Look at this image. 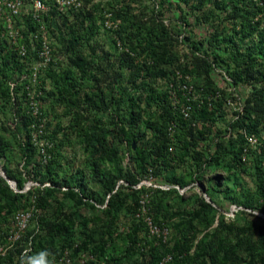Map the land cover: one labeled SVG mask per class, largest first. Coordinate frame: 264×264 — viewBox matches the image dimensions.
Segmentation results:
<instances>
[{
  "label": "trees",
  "instance_id": "trees-1",
  "mask_svg": "<svg viewBox=\"0 0 264 264\" xmlns=\"http://www.w3.org/2000/svg\"><path fill=\"white\" fill-rule=\"evenodd\" d=\"M82 1L85 10L63 14L56 9V0H48L49 11L38 22L30 12L25 13L19 43L30 46V36L40 26L45 27L49 40L65 43L60 51L69 55L68 70L63 74L51 68L45 72L52 86L47 96L55 105L65 106L67 112L78 109L99 115L93 119L86 116L68 127L79 144L85 145L87 168L97 188L88 190L84 175L56 171L54 147L48 150L47 163L41 164L30 141L36 120L27 105L28 92L23 91L31 79L19 81L11 90L9 82L18 79L19 66L9 48L11 43L0 38V163L5 159L2 169L17 188L14 191L0 177V218L7 221L20 211L32 213L12 249L0 257V264H49L50 260L62 264L65 256L71 264H264V221L251 214L257 211L264 215V142L260 137L264 130V19L252 22L261 8L254 0H151L148 5L141 0ZM26 4L30 10L32 0ZM92 9L111 13L112 20L119 23L115 35L132 55L109 50L101 55L88 49L95 35L84 34L83 26L84 16L91 18ZM71 19L75 23H70ZM183 26L193 27V36L187 35L182 43ZM82 35L87 45L80 42ZM40 38H32L37 48ZM94 42L99 45L98 40ZM182 47L188 53L181 54ZM139 56L145 60L142 67L134 63ZM213 64L233 83L250 87L243 113L233 122L225 120L224 91L212 101V110L206 106V97L219 88ZM124 68L132 72L128 81L138 93L131 101L124 98L126 88H115L122 78L119 69ZM176 70L194 77L195 89L202 90L200 104L192 97L186 102L178 92L180 104L191 108V120L202 122L201 130L190 128L191 120L185 121L180 108L170 105L169 86L178 91L185 83L175 75ZM146 80L155 84L146 87ZM164 81L168 87L159 89ZM85 82L92 83L94 94L85 95ZM37 83L34 89L38 90L39 79ZM142 99L148 110L141 109ZM123 108L127 115L118 111ZM155 110L164 125L175 122L172 141L156 124L144 122L146 130L140 124L145 111ZM102 114H108L106 121L101 120ZM7 117L13 126L6 122ZM59 129L49 137L53 143ZM110 129L120 141L121 151L128 154L127 168L109 138ZM142 130L151 134L147 145V134ZM60 131L64 135L67 130ZM252 134L260 142L256 147L245 139ZM171 144L173 152L169 151ZM15 148L26 174H34L40 187L46 182L51 186L38 189L36 194L24 191L25 171L11 164ZM148 176L168 189L137 188ZM245 178L251 186L244 184ZM195 183L202 185L215 206L197 193L184 205L186 198L174 186L186 189ZM59 193L73 202L74 211L65 204L66 199H59ZM222 201L243 210L228 219L222 212ZM143 207L153 224L167 231L166 240L149 235L148 226L138 216ZM216 219L218 223L211 228ZM198 228L208 230L200 240ZM7 237L4 232L0 242L8 243ZM167 257L170 260L165 261Z\"/></svg>",
  "mask_w": 264,
  "mask_h": 264
},
{
  "label": "built area",
  "instance_id": "built-area-1",
  "mask_svg": "<svg viewBox=\"0 0 264 264\" xmlns=\"http://www.w3.org/2000/svg\"><path fill=\"white\" fill-rule=\"evenodd\" d=\"M258 8H261L259 13L254 14L252 17V22L256 23L260 20L264 19V0H254ZM56 9L63 13L67 14L69 12H78L85 10L83 7V1L82 0H56ZM227 10H230V7L227 8ZM49 11V8L46 9L39 0H32V7L30 10L27 7L26 0H0V24H1V31H0V38L6 40L7 42L11 43V46L9 48L15 52L16 55V62L19 66L17 71V78L14 81H10L9 85L11 90L15 89L18 82L30 80L31 84H24L23 91L28 92L29 100H28V108L31 111V114L34 116L36 122L32 126V131L30 132V141L33 144V146L36 147L38 153H39V160L42 165H45L50 158V154L48 150L52 149L54 147V143L46 138V131H45V120L42 118V114L39 111V103L38 98L41 97L40 95V89H34L36 88V84L38 79L46 72L48 69L53 67L57 63V58L54 55V48L52 47L50 41H48V37L46 36V29L43 26H40V28L33 32L30 36L29 44L30 46L20 44L19 41L22 39L21 30L24 29V26L22 24V18L25 15V13L30 12L33 19L37 22L39 21V18L43 15H45ZM101 16L103 17L102 23L103 27L106 30H109L113 33L118 29V22H115L112 20L111 13L103 11L101 13ZM17 21L20 22L19 25H17ZM167 23V22H166ZM240 26V25H239ZM263 27V26H262ZM185 26H183V30L181 35L179 36L180 42H185L186 31ZM201 29V28H200ZM187 30V29H186ZM38 37H41V44L40 47L37 48L34 43L32 42L33 39H37ZM33 38V39H32ZM114 45L117 49L116 54H121L122 52H127L128 54L132 55L126 48H123V45L120 41V39L117 36H114ZM29 47V49H28ZM183 51L185 53H188L187 49H184ZM99 53V52H98ZM65 56L62 57L64 62L67 63L68 61V54H64ZM196 55H199V53H196ZM59 58V59H62ZM115 61H117V58H113ZM145 62V60L138 59L135 60V64L142 67V64ZM147 65H150L151 62L147 60ZM213 68V75L217 80H219V88L216 89L214 94L209 95L206 97V106L209 110L213 109L212 101L215 97L220 98L221 92L224 91L227 95L223 98V104L222 109L226 113V116L228 115V120L231 122L237 120L239 116L243 113V109L245 107V99L247 97V94L250 90V87L248 85H238L233 83L232 79L227 76V74L223 71L218 69L217 67L212 65ZM129 70V69H128ZM130 71V70H129ZM175 75L179 78L183 79L185 81L184 84L180 85L178 87V91L172 89V85L168 88V95H169V101L170 105L173 108H180V114L183 116L185 121L191 120L190 117V106L185 104H180L181 100L178 97V92H180L185 98V101L188 102L190 97L193 101H196L197 103L202 102V94L200 90L199 92L195 89L194 84L192 83V76L190 75H183L179 71L176 70ZM166 82V81H165ZM167 86V82H166ZM168 87V86H167ZM166 87V88H167ZM243 87V90H246V94H242L241 88ZM165 88V89H166ZM198 104V106H200ZM202 122L191 120L189 123V127L192 128L194 131L201 130L202 129ZM167 126V134L166 136L172 141L174 138V134L176 132V125L174 121H168L166 123ZM230 135V134H229ZM228 135V136H229ZM235 137V133L233 135ZM260 137L263 139L264 142V130H262ZM245 139L248 141V143L251 146H258L260 144L258 138L255 134L246 136ZM169 151L173 152L174 147L173 145H169ZM246 151V150H244ZM126 158H128V154L124 153ZM245 158V156H243ZM195 185H198V187L202 188V185L195 183ZM142 183L140 182L137 185V188L141 187ZM164 190L168 189V186H165ZM179 191L178 186H174ZM63 190H66L63 188ZM32 216L31 212H17L13 217V222L16 223L18 232H16L15 235L12 237H8V243H1L0 242V257L5 256L8 250L12 249V243L19 239L20 232H22L26 225L28 224V221L30 220ZM138 216L143 219L144 223L148 226V231L150 236H156L157 238L162 237L163 240H166L168 237L167 231H161L158 227H156L151 217L147 215L145 207L141 208V213L138 214ZM18 233V234H17ZM26 251L23 252L25 254ZM83 258H85V255H82ZM170 260L169 257L165 259V261ZM71 259L65 256L64 262L62 264H71ZM163 264V263H161Z\"/></svg>",
  "mask_w": 264,
  "mask_h": 264
},
{
  "label": "rangeland",
  "instance_id": "rangeland-1",
  "mask_svg": "<svg viewBox=\"0 0 264 264\" xmlns=\"http://www.w3.org/2000/svg\"><path fill=\"white\" fill-rule=\"evenodd\" d=\"M150 1L151 0H141L143 5H148L150 3ZM156 1L158 2V0H156ZM43 5L46 9H48L49 8L48 0H45ZM161 9H164V6H161ZM85 14H86V12H85ZM100 16H101V14H100L98 9H92L91 18L88 14H86V16H84V21H85V24L83 26L84 34L91 35L93 33L95 35V38L92 39V41H90V43H89L90 46L87 45V42L83 41V39H84L83 35L81 36L80 42L81 43L83 42L85 45H87L89 50L92 49L94 52L98 51L99 52L98 54H101V55H103L104 52L107 50H109L111 52H117V49L115 48V46H113L114 45L113 39H114V36H116V35H115V33L104 29ZM70 23H75V22L71 19ZM19 24H20V22L17 21V25H19ZM96 25H99V27L96 28ZM192 28L193 27L187 29L186 35L193 36V29ZM0 31H1V24H0ZM78 34H79V32H78ZM55 39H50V40L48 39V41H50L52 47L54 48V55L57 58V63L53 67H51V69L55 70L56 73L63 74L64 72H66L68 70V65H67V63L64 62V60L62 58L65 55L62 54V52L60 51L61 46H65V43H64V45L60 44L62 42H60L57 39L55 40ZM95 39L98 40V44L101 46V49H99V45L95 44V42H94ZM79 48L77 49V51L79 50ZM123 48H128V47L126 45H124ZM81 49H83V48H81ZM85 52H86V54L88 53L87 50ZM180 53L184 54L185 52L180 51ZM59 58H62V59H59ZM142 58H144V57L139 56L137 58V60L142 59ZM116 63H118V60L116 61ZM134 63H135V61H134ZM167 69L170 70V68H167ZM119 71L122 74V78L118 81V84L116 85L115 88L116 89L120 88L121 90L123 89V87L126 88L125 93H127V94L124 95V98L130 99V101L134 100L135 96H137L138 93L136 94L137 90H136L135 86L130 84L128 81L132 72L129 71L127 68H124L123 70L119 69ZM192 80L195 82L194 77L192 78ZM39 82L41 84V87H40L41 92H40L39 96H41V97L38 98V103H39V111H41L42 118L45 120L46 138L49 139V137L53 136L59 128L60 129L66 128V130H67L66 133L63 135V132L60 131V129H59L60 132L58 131L56 133V136H55L56 139L54 138V140H55L54 141V144H55L54 145V154H55V157H56L57 162H58L57 166L55 167L56 171H58L59 173H64V174H68V175H71V174H74L76 176L77 175L78 176L84 175V178L87 182V189L93 191L95 188H97V184L95 183L93 176L90 175V172L87 168V166H88V163H87L88 154L87 153L88 152L85 150V145L79 144L78 139L75 136V133H72V134L70 133L68 127L77 121H84L86 116H91L93 119V118H99V115H97L96 113H91L89 115V113H87L83 110H78V109L71 111V112H67L65 106L55 105L57 103H55V101H53V99L51 97L47 96V94L52 91V86H51V82L49 81V79L46 78L45 72L39 78ZM197 82H199L198 79H197ZM145 83H147V85L145 84L146 87H149L150 85L155 84L154 82H152V84H150L147 80ZM91 84L92 83H90V82H88L87 84H86V82L84 83L83 86H84L85 95L90 94V93L91 94L95 93L90 88ZM161 84H163V85H160L157 87L159 89H161V88L165 89L166 88V82L164 81V83H161ZM241 91H242V94H244V95L247 93L246 90H243V87L241 88ZM42 98H44V99H42ZM140 107L143 110H148L145 103H144V99H142V104L140 105ZM118 111L124 112L125 115L128 114V110L124 109V108L121 110H118ZM1 115L2 114H0V117H2ZM101 116H102L101 120L106 121L105 119L108 116V114L107 115L102 114ZM142 116H143V118H142V122H140V124L144 127V129H145L144 122L148 121V122H150L151 126L156 124V126H158L160 128L161 133L167 134V126L164 125V121L162 122V116L157 110H155L153 112L152 111H145ZM8 118L9 117H7L6 122H9L8 124L13 126L10 123L12 121H10ZM225 120L226 121L228 120V115L225 117ZM223 125L224 124L217 123V126L222 127ZM112 130L113 129H110L109 138L116 145V147L120 150L119 151L120 155L123 156V166L127 168L128 164H129V157L126 158V156L123 155L124 153L121 151L120 141H118L117 138H115L116 136L115 137L112 136V134H111ZM145 130H142V131H145ZM145 132H146L147 136L144 139V143L146 142V145H147L148 140L151 138V134L147 133L148 131H145ZM66 138H68V139H66ZM113 138L115 141L113 140ZM32 159L34 160L35 157L33 156ZM37 159H38V157H37ZM4 160L5 159H3L2 162L0 163V169H2ZM11 164H12V166L19 165V168L23 169L25 171L23 173V176L25 177L24 191L33 190V191H35V194H36L38 189H42L43 187L51 186V184L49 182H46L43 186L40 187V182L34 174H31L29 176L26 174V170L23 168L24 164H23L22 160L19 158V152L16 148L13 150V153L11 155ZM184 167H188V165L186 164ZM245 179H244L245 180L244 184L246 186H251L250 180L248 178H245ZM120 183H122V182L120 181ZM141 183H142V186H145L147 188H159V189H163V190H164V188H166L163 184L159 183L157 180H155L151 176H148L147 178L142 179ZM15 191H17V188ZM179 192L183 195V197L186 198L184 200V205L189 202V198L192 195H194L195 193L200 194L202 196V193H201L198 185L194 186L193 188H186V189L180 188ZM58 196H59L60 200L66 199L62 196L61 193H59ZM65 204L70 208L71 211L75 210L74 207H72L73 202L71 200L66 199ZM220 205L222 207V212L225 214V216L228 219L233 217L234 213L237 212L239 209L243 210V208H239L237 205H235L233 203H229V202L222 201V202H220ZM247 211H248V213L251 212L250 210H247ZM41 214H42V211H41ZM251 214L254 215L253 217H255V215L259 216V217L264 216L257 211H252ZM262 219L264 221V217ZM0 220L2 221L0 224V235H2L5 232L8 234L9 237H12L13 235L16 234V232H18L16 223L13 222L12 217L8 218L7 221H3L2 218H0ZM216 220L217 221L215 222V224L211 228L215 227L216 224L218 223V219H216ZM197 231H198V240L201 239V237L204 233L208 232V230L203 229V228H198ZM239 255L241 256L242 254L239 253ZM74 260L76 261V259H74Z\"/></svg>",
  "mask_w": 264,
  "mask_h": 264
},
{
  "label": "water",
  "instance_id": "water-1",
  "mask_svg": "<svg viewBox=\"0 0 264 264\" xmlns=\"http://www.w3.org/2000/svg\"><path fill=\"white\" fill-rule=\"evenodd\" d=\"M133 149L135 150V145H134V144H133ZM0 176L6 181V183L8 184V186H9L11 189H13L14 191L16 190V182L10 180V179L6 176L5 172H4L2 169H0ZM201 193H202V196H203V198L205 199L206 202H208V203L212 204L213 206H215V205L211 202V200L209 199V197L206 195V192H205V189H204V188H201ZM263 217H264V216H263ZM263 217H262V218H263Z\"/></svg>",
  "mask_w": 264,
  "mask_h": 264
},
{
  "label": "clouds",
  "instance_id": "clouds-1",
  "mask_svg": "<svg viewBox=\"0 0 264 264\" xmlns=\"http://www.w3.org/2000/svg\"><path fill=\"white\" fill-rule=\"evenodd\" d=\"M49 264H53V262L50 260V261H49Z\"/></svg>",
  "mask_w": 264,
  "mask_h": 264
}]
</instances>
